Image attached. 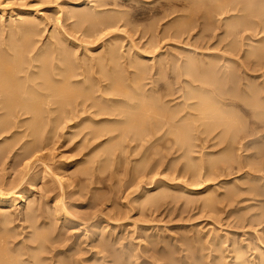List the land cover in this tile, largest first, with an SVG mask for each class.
Masks as SVG:
<instances>
[{"label":"rangeland","instance_id":"374dc122","mask_svg":"<svg viewBox=\"0 0 264 264\" xmlns=\"http://www.w3.org/2000/svg\"><path fill=\"white\" fill-rule=\"evenodd\" d=\"M86 1L85 0H75V1L74 0H72V1L71 0H0V7H3V6L7 7V10L5 12L6 14L4 13V19H5L4 21L7 24L8 23L11 24V22L14 21V20H12L13 18L11 17L10 12H9L11 10H16V9L28 10L29 9V11L32 12L33 17L37 16V18H35L36 19L35 21L38 24H41L40 25L41 28L43 26L45 27V28L43 27V30H42L43 35H41V38H39L41 43L38 44V46L39 45L43 46L44 44L46 45L48 43V41L52 40L53 37H55V38H53L54 41H55V39H57L56 37L58 35H59V39H60V37H61L60 32L64 31L68 27H69L68 28L69 34H72L73 32H75L74 29L76 28V26L78 29H80L78 27V25H76L77 19L75 20V17H74V19L72 18L71 20L70 19L67 20L66 18H64L65 15H63V13L61 12L62 11L61 9H64L63 7L65 5H68L69 10L74 11V9H75V11H77L76 8L79 7L80 9L82 8L84 11V10H87L91 4L94 5L93 1H98V0H91V1L88 0L87 2ZM116 1L117 2H113V1L108 2L109 5L106 4V6H107L106 8L108 9L107 13L110 14L111 10H112L111 14L115 13L116 11L118 13H120V12L123 13V11H124V13L128 12L130 14H128L127 19H130V21L127 20L128 24H123L124 22L118 24L117 27H114V29L116 28L115 31H112V30H114L113 28H110L111 31L107 30L106 34L104 31L103 32L104 36H101L102 38L99 35H98L99 38H97V37H96L97 39L94 38L95 40L93 39V37L91 39H88L85 37L84 42H87V40H88L89 43H91V44L93 43L92 45L89 44L91 49H92V52H90L88 54L89 56H94V55L98 56L97 53L101 54L102 51L104 52L107 49L106 46L108 44L113 43L115 45V41H116L117 46L120 44L119 45V46H121L120 50L123 51V54L125 53L124 55L127 56V58H129V56L131 55L130 53L131 52L133 53V51H134V48H133V50L131 49L132 48L131 44H135L136 48L139 50L141 48V50L143 49V51H145V52H150V54L152 56H156L157 58H159V56H160L164 62H165L164 59H166L168 57H171L170 59H172V57H173L171 62L173 60H175L174 57H176V55H174V54H177V57H178V55L179 56L181 55L180 57H183V56L185 57V56H187L185 54L188 52L187 54L189 56L190 50H195L197 53L199 52V54L205 50L206 54L207 53L216 54L218 52L217 53L218 55L221 54V55H225V56H230L226 53L227 48H229L226 46H228L227 44L229 43V41L233 40L234 42H237L236 44H239V48L241 47V52H239V54L234 53L233 56H230L232 58V60L233 61L237 60V62H238L240 59V60L246 61V63L251 62V64L248 63L249 65H251L250 71L255 70V69H253V68H255L254 64H253L255 62L253 61V58L250 57V55H247V54H250L247 52L252 51L251 49L253 47H256L255 45H257L258 48L260 46H262V47L264 46V8L263 7H261V8H263V10L262 9L259 10L261 13L258 12L257 15L255 12V9L252 8V9H254L253 10V12H254L253 16L251 15L253 13L251 11V9H250V11L252 13L250 11H245V12L249 13L248 15H246L247 13L244 14L245 16L241 15V14L245 13L242 10L241 11H238V10L232 11L229 13L219 14L216 16L214 13H212L214 15L210 14V16H213L214 18L212 19L210 17L213 20V22L211 21V28L209 30L210 33L208 31L207 33L205 32V34H204L200 31H201L202 27H204L205 25H202V26H200V25L203 24V22H205L204 24H206L207 22L210 23V21L205 19L206 18L205 15H204V19L199 20V18H200V16H201V18L203 17L202 14H205V12H203L205 7L208 8V6H209L208 10L209 11L211 10L210 9L211 8V6H210L211 1H209L210 3L207 4L208 0H206V3H204L205 2L204 0H203V2H199L200 0H196V2L201 3V4L198 3L200 5V7L199 6L196 7L197 3L195 2V0H194V2H193V0H192V2L188 0V2H187L188 5L186 2H184V3L178 2V4L174 8L177 11H179V13L178 12L175 13L174 14L175 16L172 15V16H170L169 19L164 18V20L166 19V21H164L163 19L160 20L159 22H161L162 24L160 23L161 26H159L160 27L159 29L154 30V31H156V33L154 31H152V33L149 32V33L145 34V32L148 31L147 30L148 26L153 27L152 26L153 22H154L155 27H157V25L155 24L156 23L155 19H159L156 16L153 17L155 19L152 18V15H151L152 14L151 13L152 5L151 6L145 5L142 2L141 3L136 2V0H134V2L131 0H116ZM162 1H165V0H162ZM68 2L70 3V5L67 4ZM78 2H79V6L75 7V5ZM90 2H91V4H90ZM219 2H220V0H219ZM114 3L116 4V6ZM180 3H182V4L180 5ZM190 3L191 4L196 3L194 5V7H196V8H194L192 6L193 4L191 5ZM203 3L206 4L205 7H202V6H204ZM87 4H89V6ZM183 4H185V5H183ZM23 6H25V7H23ZM189 6H192L193 9L192 10L189 9L190 8ZM263 6H264V3H263ZM66 7L67 6H65V8ZM72 7H74V8H72ZM106 8L102 7L101 9H106ZM205 10H207V9H205ZM78 11H80V10H78ZM184 12H190V13L194 12L193 14H195L197 12L198 13L201 12V13H199L198 17H197L198 13L195 14L196 18L198 19L196 24L200 23V25L198 24V26H197L198 28L196 27L197 28V29H195L196 31H193V34L191 36H187V38L189 37L188 39H189L190 44L187 42V38L185 35L182 39V42L183 41L186 42L185 44L182 43L181 40L178 41L177 39H176V41H178L177 43L175 42V40L174 41L170 40V42H168L169 41L168 40V41H165L159 49L156 50V48H155L154 50L156 52L154 50H153L154 52H152L153 48L150 47L151 45L149 44V42H151L153 39H155L157 34H160L159 32L162 29L166 28L165 24L167 22L170 23L171 18L178 19L176 16L179 15L178 17H180V16H182L181 14H183ZM132 14L134 15V18H133ZM259 14H260V16H259ZM249 15L252 16V18ZM1 16H3V15L0 14V18H1ZM23 16H25V15H23ZM159 16L161 17L162 14H160ZM243 16L245 18H246V16H247V18L250 17L249 19L251 21L250 20H247V21H250V23H251L250 27L252 29H250V27H249V28H246V30H245V29H243L245 27H243L242 28L243 30H242L239 27L241 30L238 29V31L240 30L239 33L236 31L238 34L235 32V34H236L235 36L233 35L234 33L233 34L230 33L232 35H229L228 33L231 32V29H228V26L231 23L235 22L239 17H240V19H243ZM228 17H229V19H228ZM235 18H236V20H235ZM37 19H39V21ZM59 19H61L60 22L58 21ZM176 19H175V21H176ZM179 19H181V18H179ZM202 20H204V21H202ZM73 21H76V23H75V25L73 24V26H72ZM173 21L174 20L172 19L171 22H173ZM252 21H254V24H252L253 23ZM39 22H41V23H39ZM163 22L164 23L166 22V23L164 24ZM129 23H131V24H129ZM163 24H164V28H162ZM212 24H214V26ZM207 25H208V23H207ZM252 25H254V26H252ZM129 26H131V27L129 28ZM71 27L72 28L74 27V29H71V30H74L72 32L70 30ZM132 27H133V29H132L133 31L131 30ZM145 27H147L146 30H144ZM136 28H137V30H136ZM142 29H143V31H142ZM212 30H214V31H212ZM127 31H129V32H127ZM57 32H58V34H57ZM79 32L80 31L76 32L77 34L73 33L74 36L73 35H71V36L75 37V39L79 38L80 40L78 39V41H79L78 43H84V42H82V38L84 36L81 34V32L80 33ZM199 32H200V34L202 33L201 36L204 35L205 37L204 36L201 37ZM161 33H162V31H161ZM153 34H155L156 36ZM101 35H103V34H101ZM150 35H151V37H150ZM130 36H131V38H130ZM211 37H212V39H211ZM112 39H113V42L111 41ZM185 39H186V41H185ZM196 40H198V41H196ZM209 40H211V41H209ZM261 41L263 42V44ZM117 42H118V44H117ZM238 42H240V43H238ZM174 43H175V46H174ZM191 43L193 44V46ZM82 45L85 46V45H88V43H84ZM250 45H252V47ZM84 46H81L79 49H77V50H79V52L77 53L78 57L81 56V54H82V56L85 55L83 53L84 52L83 50L85 49ZM179 46H181V47H179ZM104 47H106V48H104ZM182 47L184 48V50L182 49ZM170 48H173V49H170ZM178 48H180V49L178 50ZM174 49L175 50L177 49L181 53L183 51H185V52L182 53L183 55L178 54L177 50L175 53ZM126 52H127V54H126ZM166 54L167 55L170 54V55H168V57L165 58V56H167ZM157 58H156V60H157ZM159 60H160V58H159ZM159 60H157L156 62L159 63ZM162 60H160V61H162ZM167 60H169V58ZM247 60H249V61H247ZM251 60L253 61V63ZM148 61L149 62H147V63H150L151 60H148ZM151 63H152V61H151ZM235 64L237 65V63H235ZM235 64H233V62H231L229 65H231V67H233V69L234 68L237 69L235 67L236 66ZM221 65H223V62H221ZM256 68H258V67L256 66ZM259 70L260 69L258 68V70L254 71L256 73H252L253 72L252 71L250 73V76H247L245 73L242 72V71H244V68H241V70L238 69L239 73H241L240 74L241 76H247L246 77L247 80H246V78L243 77L244 78L243 82H246L249 79H251L252 81L254 80L253 82L255 83V81L257 82V79H258V81L260 83L257 82L255 84L257 86H258V84H261V86L264 87V68H262L260 71ZM105 71H107V69ZM251 74L254 75L253 77H255V78L257 77V79L251 78V76H252ZM156 76H158V75H156ZM171 76L169 77L170 80L168 78V81L173 80L171 82H174L173 74ZM248 77H250V78H248ZM184 80L186 81V79L183 78L182 82H184ZM251 80L249 82H252ZM177 86L178 85H175V86L173 85V87H175V88H177ZM259 86H258V88L261 87V86L260 87ZM149 87L150 86H147L146 89H148ZM261 92L262 93L264 92L263 88H262ZM261 92H260V94L263 96L264 94H262ZM258 98H259L258 99L259 105H260V103L262 105H264L262 103L264 101V98L263 99L260 97H258ZM172 99H176L175 101L173 100V102H171L172 105L174 104L173 109H175V105L179 101H181V99L178 100V98H176L175 96H174V98L172 97ZM261 100H262V102H261ZM256 101H257V99H256ZM175 102H176V104H175ZM257 104L255 102L254 106H256V108H260L259 105L257 107ZM172 105H170V106H172ZM222 106L224 107V109L226 111L229 110L231 112H234L239 117L238 120L240 119L241 122L245 118V120H243V122H242V123H244L243 124L244 127L248 126V127H252V128L253 127L258 128V131L256 132L255 135H253V137L251 139L248 138L244 141V143H245L247 140L250 139V141L252 142V140L256 139L255 142L253 141L254 144L252 143V145H250V147H249L250 149H248L249 151L248 150L246 151L245 150L246 148L240 149V147H239V149H237L235 153L237 156L236 161L238 162L240 160L239 161L240 163L239 162L237 163L235 161L234 162L235 164H232L233 166L231 165V167L229 165H227L226 163L223 164L221 162L219 165L217 164L216 166H214L212 168L213 170L212 169L210 170V167L212 166V165H210V163H213L215 161H221L223 159V157H225L227 154L225 151L226 144H223L224 142L222 140H220L221 139V135L219 134L220 130L219 131L217 130L219 132V133L217 132L218 134L215 132L212 136H210L209 138H206L207 140H204V141L201 139L196 140L197 144L193 140L192 141L193 145L189 146L191 151L186 150L188 152V154H185V153H187L185 150L183 152H182V150L178 151V153L180 152L178 154L177 150L175 148H174V150H173V147L171 148L170 145H172V143H170V145H169V143L167 144V143H164V141H163V142H161L162 144L160 143L161 145L159 144L160 146H158V144H156V146L159 147L158 149L162 148L161 151L158 150V152L156 154H153L157 150L156 147L154 148L155 145L153 146V148L151 147L153 152L150 150L151 153L149 152L148 158H147V155L145 154V151H144L143 155L146 156V160H144L145 157L142 156L141 153H143L142 152L143 149L145 150V148L149 144L145 143L144 145H146V147L145 146L143 147V145H141L142 143H140V142H136V143L132 142V145H130L128 148L129 150L126 149L127 145H128L127 143H125V148H123L124 144H122L123 147H121V149L118 148L115 151V156L112 155L113 160H111L112 156H108V155H105L103 153L108 149L107 147H109L111 145L110 141H109L110 139L108 136H107L108 138L106 137V139H105V137H102L104 139H101V140L98 139V140H96V142L94 140L89 139L88 137L86 138V136L83 137L84 133H86L88 130H90V129L85 128L86 126L89 127L90 124H92L90 122L85 123V125L87 124L84 127L86 130L82 129L83 127H81V126L75 127L76 129L72 128V130H68V128L66 129L62 124H59V126L57 127V125H58L57 124V125H55V128L57 127L56 130H58V131L55 133L54 132V131H56L55 128L53 131L54 134H56V135L59 134L56 137V139H55L56 135L54 136L53 132L51 134H53V137L55 140H52L53 137H51L52 135L50 136V133H48V134L45 133L44 137H46V134H47V136L48 137L50 136L52 139L50 140V138H49L48 140H45L48 137L43 138L42 141H41V139H40V141L38 139L39 142H37V140H32V139H36L37 137L33 133H32L33 136L30 134L31 132L28 130L29 127L26 128L27 126H29V124H28L29 122H27V124H24L25 127L23 129H22V127L19 128V130L13 129V131H11L10 134H8V135L3 134V136H0V146H1L0 150H1L2 146L5 145V142H7V141H10V143L7 142L5 146L15 142V140H16L15 143L17 145V146L16 145L14 146L15 149H14V147H12L13 151L11 150L10 155H7L9 157L8 158L6 157L7 159L5 158L4 161L2 160V158L0 156V159H1V161H0V182L3 184L2 185L0 183L2 185L0 187L4 190H7L5 188H8L9 186H12V188H14V186L12 184L14 183V185L16 186L23 179V182H22L23 185L21 184L17 188L10 190V191H14L15 194L18 192H21V191H22L21 193L24 192V194H26V197L29 198L28 202L30 203V205L36 206L35 215L37 217H36V219L33 218L34 220L33 219L32 220L34 222L36 220L35 223H37V224L41 222L40 223L41 224L40 229L44 226L43 228H46L47 230H49V232L52 233V235L49 234V238H51L52 236L53 237L57 236L58 239L61 238L60 240H62L64 238V240H62V241L65 244H72V242H74V244L72 245L71 248H73L74 251L75 250L78 251V253L77 252L75 253L74 251H72V252L70 251L69 254H70V258H72L71 256L73 255V253L75 254V257H77V258H75L74 255H73L72 260L70 258L69 259L67 258V262H70V260H71L72 263L74 261L73 264H75V262H76L75 259H77V260L80 259L78 261V263L76 262L77 264H92L93 261H94L93 264L94 263L98 264L99 260L104 258V257H102L103 254L107 255L105 257H108V259H109L108 260L107 258H105V259L100 260V262H102L104 260L103 261L104 264L106 262H107V264H110L111 262H112V264H117L118 261H121V260H124V261L127 260L128 264H129V262H131L132 264H135V263L136 264H145V263L146 264H179V263H181V264H188V263L192 264L193 262L195 263V261L198 259L197 257H199V259H201L200 262L205 261L204 263L202 262V264H205L206 262H207L206 264H213V263L216 264V262L220 261L221 258L223 260V262L220 261V262H222L221 264H225V263L226 264H228V263L229 264H238V263L239 264H242V263L243 264H258V263L262 264L264 262V155L258 154L257 147L262 146V143H264L263 124L260 122L259 119H255L256 116H254L253 111H250V113H249V112H244L240 108H237V107H233V106H229V105H226V107H225V105H222ZM250 117H252V118H250ZM25 118H27V121L30 120L29 116H25ZM28 118H29V120H28ZM255 122H256V124H255ZM257 123L260 125H257ZM62 126H63V128H62ZM82 126H84V125H82ZM91 126H93V128H91V129H94L96 125H91ZM79 128H80V130H79ZM63 129H64V132L62 131ZM81 129L85 130L83 132V134H81L82 133ZM65 130L68 131V133H65L66 132ZM78 130L80 131V133ZM69 131L72 132L71 135H69L71 133V132L69 133ZM14 132L19 134V135L16 134L18 136V138L15 135L11 137V135ZM74 132L79 133L80 136H78L79 134H77V136H76ZM258 132H259V134H258ZM61 133H63L64 135ZM26 134H28V135L30 134L29 136H32V138L29 137L28 135H27V137H24V136H26ZM70 136L74 137V138L76 137V138L75 139L73 138L72 140H70L71 139ZM82 137L87 139V140L83 139ZM5 138H7V139L9 138V139L5 140ZM10 138H11V140H10ZM14 138H15V140H14ZM202 138H204V137H202ZM18 140L21 144L17 142ZM21 140H22V142H21ZM43 140H45V142ZM106 140H108L109 142ZM31 141H34V142H31ZM90 141L92 144L94 143V145H92L91 143L88 144ZM112 141L113 140H111V142ZM199 141H202V142L200 143ZM40 142H43L44 145ZM84 142L86 143V146L84 145L85 147L81 146V145H83ZM100 143H101V145H100ZM108 143H109V145H108ZM133 143H135V144L139 143L137 145L136 150L137 151L140 150L141 153L139 151L137 153V151L135 150V147H133V145L134 146H136V145ZM40 144H42V145H40ZM194 144L196 146H194ZM29 145H31V146L29 147ZM34 145L42 147L43 149L40 148L41 150L39 149V151H37L35 153V156H34V154L28 155L30 152V149L32 147H34ZM162 145H164V147H170L171 149L167 148V149H165L166 151L164 152ZM26 146H28V147L26 148ZM62 146H64V148H65L64 149L65 154H62L64 157L61 155V152L63 150ZM78 146L80 148L82 147L81 150L84 149L83 150L84 152L82 151L83 153H81V151L79 150L80 148H78L81 155H79L80 154L79 153L77 156L76 152H79L77 150ZM197 146L199 147V149ZM20 147L24 148V149L20 150L21 149ZM131 147H132L133 151L135 150L134 153H132L133 151L130 150ZM192 147H193V150H192ZM25 148H26V152L24 153L23 150L25 151ZM101 149H102V151H100ZM17 150L20 153H18ZM122 150H124V151H122ZM127 150H128V152H127ZM125 151H126V153H124ZM21 152H23V154H21ZM116 152L119 153L120 156ZM217 152H219V154ZM15 153H17V154H15ZM98 153H101V154H98ZM102 153L104 155H102ZM135 153H136V155H135ZM158 153H160L159 156H161V158H162L161 160H160V158L158 159V157H159ZM162 153H164V154H162ZM182 153H184L185 156H187V155L188 156L183 157L184 154L182 156L181 155ZM20 154L22 156L24 155V157H22ZM88 154H90V155L88 156ZM152 154L155 156V158L153 160H151V158H153ZM27 155L30 156L31 158L27 157ZM162 155H165V156L167 155L166 156L167 158H165V156H163L164 157L163 158ZM180 155H181V157H180ZM220 155H221V157H220ZM42 156H43V158H42ZM65 156H66V159H65ZM102 156H103L104 160H102L103 159ZM260 156H262L263 158ZM16 157H18V158L16 159ZM70 157H72V158L70 159ZM107 157H109V158H107ZM199 157H201V158H199ZM26 158H28V159H26ZM84 158H86L88 160H86ZM114 158H115V160H114ZM118 158H119V160H118ZM105 159H108L109 163ZM157 159L160 161H157ZM78 160L80 161V169H81V167L83 168V166L87 162V165H85V166L90 167L92 165L93 167L92 166L91 167L93 169H91V168H89V169L92 170L91 173L92 174L94 173V174L93 175L91 174L92 176L88 175V174H86V175L84 174L85 177L84 176L82 177V175H81L78 178H76L74 176L75 172H76V170L77 171L80 170V169H78L79 166L75 165V162ZM85 160H86V162H85ZM116 160H118V161H116ZM90 161H91V163H90ZM104 161H105V163H104ZM81 162H85V163H83V165H81ZM191 162H192V164H191ZM204 162L207 164H205ZM248 162H250V164H248ZM62 163L63 164L72 163V164L69 166L67 165V167H65V169H63V167H61ZM155 163L157 164V166L155 165ZM161 163H163V164L160 165ZM203 163L208 168L205 167L206 169H204ZM252 163L257 168V171H255L256 168L254 166L252 167V165H251ZM93 164H95V165H93ZM101 164L103 167H104V165L107 166L106 170H105V167L103 168L101 166ZM149 164H151V165H149ZM183 164H186V165L188 164L189 166L192 165L193 167H194V165H197L194 168H197V167H199V165H202L200 167H203V169H201V171H203V172H200V174H201V175L199 174L200 177L196 174V173H198V171L196 173L195 172L191 173L192 171H190V170L187 171L185 169L186 171L184 170L185 171V173H184L183 172L184 168H181V167L186 166V165H183ZM174 165H176V166H174ZM135 166L139 169H137ZM146 166H147V168H146ZM60 167H61V169H60ZM141 167H142V169H141ZM143 167H145V168H143ZM217 167H218V171H217ZM219 167H222V168H219ZM151 168L153 169V172L150 171ZM214 168L216 170H214ZM62 169L64 171H66V169H67V172L65 173ZM134 169H135V171H134ZM221 169H224L225 171L221 170ZM251 169H253L254 171H250ZM145 170H146L147 174L145 173ZM175 170H178L179 173H178V171L176 172ZM199 170H200V168H199ZM208 170H210V176L207 175V173H209ZM140 171H142L143 173ZM189 171H190V174H188ZM182 172L185 174V176H184V174H182ZM211 172L213 173V175ZM247 173H250V174H247ZM89 174H90V172H89ZM20 175L22 176L21 180L19 178ZM77 175L78 174L76 173V176ZM181 175H183V176H181ZM191 175L192 176L194 175V177L192 178ZM72 176H74V180H73ZM207 176H209V178ZM71 177H72V179H71ZM59 179H60V181H59ZM80 179H82V180H80ZM13 180L16 182L18 180L19 181L17 184H15V182ZM67 180H69V182H70V180L71 181L73 180V181L70 184ZM78 180H79V182H78ZM205 180H206V183H205ZM203 181L205 184L204 183L202 184ZM252 181L253 182L255 181V185H257V186H255V188L253 186V188L255 190L257 187V189H258V190L256 189L257 191L255 190L253 192L252 187H250L251 185H254V183L251 184ZM5 183H6V185H5ZM160 183H161V185H160ZM165 183L170 184V185H165ZM7 184H8V187H7ZM9 184H11V185H9ZM187 184H188V186H187ZM176 185L182 186V188L179 186H177V188H176ZM210 185H212L213 187L210 189L207 188V189H209V191H208L205 187L210 186ZM162 186H164V187L169 186L168 187L169 189L167 187L164 188ZM214 187H215V189H214ZM248 187H250L251 189ZM10 188L11 187H9L8 189H10ZM65 188H66V190H65ZM150 188H151L150 193L151 194L153 193L152 194L153 196H155V194H156V196L159 195L158 191L163 190L162 192H167V193L172 192L171 193L172 195H170V194L169 195L170 196L174 195V197H172V198L167 197L168 199L170 198L172 200H167V198H166L165 200H162L158 204H156L157 206L156 205L153 206L152 210H151V207H148L149 205L147 204L149 198L141 199L144 196V194H145L144 192L146 191V189H150ZM164 189L168 190V191H165ZM171 189H172V191H171ZM169 190L171 192H169ZM151 191H153V192H151ZM215 192L217 193V196H216ZM233 192L234 193L236 192V195ZM213 193H215V194L213 195ZM175 195H176V197H175ZM211 195L214 196L213 199L215 200L214 201V204H216L215 207H214V204L209 205L207 203L208 200H206V199L212 198ZM208 196H209V198H208ZM135 197H137V198H135ZM215 197H216L218 202L216 201ZM223 197H224V199H223ZM232 197H233V199H232ZM226 198H229V199H226ZM17 199H18L17 202H19L20 199L19 198H17ZM136 199H138L137 203L135 201ZM139 199L141 200V202L139 201ZM31 202H32V204H31ZM161 202L163 204H161ZM231 202H233V203H231ZM56 203L59 205H62L61 206L62 209L59 207V205H56ZM146 205H147V207H145ZM19 206L18 207L17 206L12 207V212H10V215L12 216V222L13 223L11 222V223H9L10 225L9 224L7 225V227L10 226L9 229L11 231L15 232L16 234H18V233L20 234V235H17V238L20 237V239L18 238V240H17L18 242L23 240L24 236H28V237L31 236V235H26L27 233L28 234L29 233L34 234V231H37L39 229L38 228L39 225H36L34 222H32V220H30L31 218L26 219L23 217L22 214L23 213L25 214V212L27 210V208L25 206V202H21ZM261 207H263V208H261ZM3 209H5V208H2L0 206V212L4 211ZM51 210L55 214H53ZM43 212H44V214H43ZM40 213H41L40 218H38V215ZM35 215H34V217H35ZM57 215H59V216H57ZM16 216L18 218H16ZM13 218H16V219H13ZM43 218H44V221H42ZM67 219H68V221L66 223L65 221ZM14 220H15V222H14ZM26 220L30 221L31 225L33 224V225L37 226V227H34V229L35 228H38V229L34 230L33 227L30 226L29 222H26ZM46 220L49 222H47ZM54 221H55V223H54ZM46 222L48 224H46V227H45ZM49 228L50 229L52 228L51 231ZM60 231H61V233H59ZM65 235L67 236V238ZM104 236H105V238H104ZM201 238H202V240L204 239L203 240L204 243H202ZM106 240H108L109 242ZM192 241L195 242L198 245V247L195 243H192ZM101 242H102L103 246L106 245V247H105L106 251H104L105 253L99 252V251H101V252L103 251V250L99 249V248H101ZM78 243H80V244H78ZM106 243H108L109 246ZM75 246H77V247H75ZM97 246H99V247L97 248ZM164 246H165V248H164ZM192 246H195V247H192ZM217 246H219L220 249H219V247L217 248ZM59 247H61V248H59V250L64 249V246H59ZM166 247H168V248H166ZM79 248H80V250H79ZM102 248H104V247H102ZM216 248L222 252L219 254V252H218V250H216ZM107 249H108V251H107ZM131 249L132 250L134 249L135 252H133ZM162 249L164 250V252ZM170 249H172V251ZM81 251H82V253H81ZM128 251H132L131 254L129 255V256H131L130 258L128 256V254L130 252L127 253ZM173 251H176V253L175 254L171 253ZM195 251H198V252H195ZM79 252H80V254H79ZM165 252L171 253V256H173L171 259H173V260L177 259V258H178L177 261L180 260L181 258L182 259L180 262L178 261V263L176 260H174V261L172 260V261H170V263H168V261H169L168 259H167V262H165L164 260L166 259L165 258L166 256H163V254H165ZM118 253H120V256ZM135 253H136V256H135ZM160 253H163L161 255V257H160ZM196 253H198L199 255L198 254L196 255ZM94 254H95L96 258L92 257V256H94ZM153 254H155V255H153ZM44 255L49 256V255H47V253L46 254L44 253ZM117 255H118V257H117ZM132 255H134V256H132ZM156 255L160 258V259L158 258L159 260L156 259L157 258ZM205 255H208V256H206V258H204ZM212 255H214V256H212ZM155 256H156V258H155ZM217 256L219 258L220 257L221 258L219 259ZM59 257H61V256H59ZM59 257H58V259L62 260V257L61 258H59ZM116 257H117V259L120 257L121 260L118 259V261L117 260L115 261ZM134 257H137V258H134ZM162 257H164V258H162ZM185 257L188 259V261ZM215 257H216V259H215ZM128 258L129 259L132 258V260L130 261ZM112 259H113V261H112ZM194 259H196V260H194ZM212 259H215V261H213ZM185 261L188 263H185ZM172 262H175V263H172ZM121 263H122V261H121ZM121 263L119 262V264H121ZM195 264H197V262Z\"/></svg>","mask_w":264,"mask_h":264},{"label":"bare ground","instance_id":"6f19581e","mask_svg":"<svg viewBox=\"0 0 264 264\" xmlns=\"http://www.w3.org/2000/svg\"><path fill=\"white\" fill-rule=\"evenodd\" d=\"M89 1H91V0H89ZM110 1L117 2L116 0L93 1L94 5L91 4V2H90L91 5L89 6V4H87L89 7L87 10H84V11L82 8H81L82 9L81 10L78 7L79 6V2H78L76 4L77 6L75 5V7L79 8V9L76 8L77 11H75V9H74V11L69 10L68 5H65L67 7L65 8V6L64 7L62 6L64 9H61L62 10L61 12L63 13V15H65L64 18H66L67 20H69V19L71 20L72 18L74 19V17H75V20L77 19V23H76V21H73L72 26H73V24L75 25V23H76V25H78V27L80 29H78L77 26H76L77 29L76 28L74 29V27H75L74 26L73 28L71 27L70 30L74 29L75 32H73V33L80 31L81 34L84 36L82 38V42H84L85 37L88 39H91L92 37H93V39L96 37L99 38L98 35L100 37L104 36V33H103L104 31L106 34L107 30L111 31L110 28L114 29V27H117L118 24H120L122 22H124L123 24H128V21H130V19H127L128 14H130L128 12L124 13V11H123V13L122 12L118 13L115 10L116 12L114 11L115 13L111 14L112 13V10H111V13L108 14L107 13L108 9L106 8L107 7L106 4L109 5L108 2H110ZM131 1L134 2V0H131ZM189 1L192 2V0H189ZM204 1H205L204 3H206V0H204ZM209 1H211V3ZM136 2H139V3L142 2L145 5H150V6L152 5V7H151L152 18L155 16L159 18V19L153 18V19H155V22H156L155 24L157 25V27H155L154 22H153V25H152L153 27L148 26V29H147L148 31H146V32L144 31L145 34H147L149 32L152 33V31L160 28L159 27V26H161L160 25L161 22H159L160 20H162V19L164 20V18L169 19L170 16L174 15L177 12L179 13V11H177L174 8L178 4V2H182V3L186 2L187 3L188 0H165V1H162V0H136ZM193 2H194V0H193ZM195 2H196V0H195ZM199 2H203V0L202 1L200 0ZM199 2H196V3L198 4ZM182 3H180V5ZM196 3H194V4L192 3L193 5L191 3L190 4L194 7V5ZM204 3H203L204 6H202V7H205L206 4H204ZM209 3L211 4L210 5L211 10L210 11L208 10L209 6H208V8L205 7L204 10L207 9L208 11L203 10V12H205V14H202L203 17L201 18V16H200L199 20L204 19V15H205V17H206L205 19L210 21V23L207 21L206 22L208 23V25H207V23L204 24L205 22H203V24H201V25H200V23H198L200 26L205 25L204 27H202L201 31L199 30L200 32H202L204 34H205V32L207 33L211 28V21L213 22L212 19L214 18L213 16H210V14H212V13H214L216 16L219 14L229 13V12L237 11V10L238 11L242 10L243 12H245V11H250V9H251V11L253 12V10L255 9V12L257 15L258 12L261 13L259 10H261V9L263 10V8H264V6H263L264 0H220V2H219V0H208L207 4H209ZM67 4L70 5L69 2ZM197 4H196V7L197 6L200 7L199 4H201V3H199L198 5ZM183 5H185V4H183ZM187 5H188V3H187ZM115 6H116V4H115ZM192 6H189L190 7L189 9L192 10L193 9ZM23 7H25V6H23ZM102 7L106 8V9H101ZM196 7H194V8H196ZM261 7H263V8H261ZM72 8H74V7H72ZM252 8H254V9H252ZM6 10H7L6 6L0 7V14L3 15L0 18V136H3V134H6V135L10 134L11 131H13V129L19 130V128H21V127L23 129L25 127L24 124H27V122H29L28 123L29 126H27L26 128L29 127L28 130L31 132L30 134L32 135V133H33L37 137L36 139H32V140H37V142H39L40 139L42 141L43 138H47L48 133H50V136L52 135L51 137H53L54 132L56 133L58 131L56 129L59 126V124H62L66 129L68 128V130H72V128L81 126V127H83L82 129H85V128L90 129L86 133H84L83 137L86 136V138L88 137L89 139L94 140L95 142L98 139L99 140L104 139L102 137H105V139L107 136L109 137V139H110L109 141H110L111 145L109 147H107L108 149L105 147L107 149L105 152H103L105 155H108V156L114 155L115 156V151L118 148L121 149V147H123L122 144H124L123 148H125V143H127L128 145H127L126 149H128L129 146L132 145V142H135V143L140 142V143H142L141 145H143V147L144 146L146 147V145H144L145 143L149 144V145L147 144L148 146L145 148V150L143 149V151H142L143 153H141L140 150H138L142 154V156H144L143 154L145 151V154L147 155V158H148L149 152L151 153L154 145H155L154 148L156 147L157 150L153 154H156L158 152V150L161 151L162 148L158 149L159 147H157L156 144H158V146H160L162 144L161 142H163V141H164V143H167V144L169 143V145H170V143H172V145H170L171 148L173 147V150L175 148L177 150V153H178V151H180V150H182V152L184 150L185 151L190 150L189 146L193 145L192 144L193 140L195 141V143L197 142L196 140H199V139H201L203 141L207 140L206 138H209L215 132L217 133L220 130V133L218 132L221 135L220 140H222L224 142V143L222 142L223 144H226L225 151L227 154L225 157H223V159L221 161H215L213 163H210V165H212L211 167L209 166L210 170H211L214 166H216L217 164L219 165L221 162L223 164L226 163L230 167L232 164H235L234 162L237 160L236 159L237 156L235 153L236 150L239 149V147H240V149L246 148L245 149L246 151L248 149H250L249 148L250 145H252L253 141L255 142V140H256V139L252 140V142H251L250 139L258 131V128H254V127L252 128V127H248V126L244 127V125H243L244 123H242V122H243V120H245V118L241 122L240 119L238 120L239 117L234 112H231L229 110L226 111L222 105H225V107H226V105L237 107V108H240L242 111L249 112V113H250V111H253L254 116H256L255 119H259L260 122L263 124V128H264V105H262L261 103L259 105V102H258V99H259L258 97L262 98L264 96V95L262 96L260 94V92L262 91V88L264 89V87L261 86V84H258V86L259 85L261 86V87L259 86L261 89L258 88V86L255 83H257L259 81H258L257 77L256 78L253 77L254 76L253 74H251L252 75L251 78L257 79V82L255 81V83H254L253 82L254 80L252 81L251 79H249L246 82H243L244 78H246L247 76H250V73L252 71H253L252 73H256L254 71L258 70V68L260 70L262 68H264V46L263 47L260 46L261 48L260 47L258 48V46L255 45L257 48L253 47L251 49L252 51L247 52V53H250L247 55H250V57H252L253 61L255 62V63H253V61L251 60L252 63L254 64V67H255V68L252 67L253 69H255V70L251 69L252 71H250L251 65H249V64H251V62H248L249 63L248 64V63H246V61L239 59V61H238L239 63H238L237 60L233 61L232 58L230 57V56H233L234 53L239 54V52H241V47L239 48V44H236L237 42H234L232 39L231 40L234 43L232 41H229L230 44L228 43L227 44L228 46H226V47H229V48H227L226 53L230 56H225V55H221V54L218 55L217 51H216L217 52L216 54H213V53H207L206 54L205 50L203 51L204 53L201 52L200 54H199V52L197 53L195 50H190L189 56H188V54H187L188 53L187 51L189 50L188 49L186 51L187 53L186 54L184 53L185 55H187L185 57L184 56L180 57L181 55L180 56L178 55V57H177V54H174V55H176V57H174L175 60H173L172 62H171V60L173 59V57H172V59H170L171 57H168V55H170V54H168V55L166 54L167 56H165V58L168 57L169 60H167L168 58H166V59H164L165 62L159 56L160 60H162L164 62L163 63L156 56H152L150 54V52H145V51H143V49L141 50V48H140V50L137 49L135 44H131L132 45L131 49L133 50V48H134V51L132 53L131 52L132 50H131L130 51L131 53L129 52L131 55L129 56V58H127V56L124 55L125 53L123 54V51L120 50V47H121V46H119L120 44L118 46L116 45V41H115V45L113 43L108 44L106 46L107 49L104 52L102 51L101 54L97 53L98 56H95L94 54H93L94 56H89L88 54L90 52H92L90 45H92L93 43L92 44L89 43L87 39H86L87 42H84V43H88V45L84 46V45H82L84 43H78L79 38L75 39V37H73L74 36L73 33L69 34V29H68L69 27L67 28L68 30L65 29L64 31L60 32V34H61L60 39H59V35L56 37L58 40L55 39V41L53 39L55 37H53V38L51 37L53 41L49 39L50 41H48V43L46 45L45 44L43 46L39 45L40 46L39 47L38 44L41 43L39 38H41V35H43L42 30H43L44 26L42 25L43 27L41 28L40 27L41 24H38L35 21L36 20L35 18H37V16L33 17L32 12L29 11V9L28 10H26V9L11 10L9 12H10L11 17L13 18L12 20H14V21L11 22V24H9V23L7 24L4 21L5 20L4 19V13L6 12ZM78 10H80V11H78ZM194 12H192V13L184 12L183 14H181L182 16H180V17H178L179 15L176 16L178 19L179 18H181V19L178 20L175 18L176 19V21H175L174 18H171L170 23L165 22L166 23L165 24L163 22L165 24L166 28H164V24H163L162 28H164V29L161 30L162 33L160 31L159 32L160 34H157V36L155 34H153L156 37L152 41L150 40L151 42H149V44L151 45L150 47L153 48L152 52L155 51L154 50L155 48H156V50L159 49L165 41L169 40L168 42H170V40L171 41L175 40V42L177 43L180 40L182 42V39L185 35H186V38H187V36H191L193 34V31H196L195 29L198 28L197 27L198 24H196L198 19L195 16V14H197L198 12L193 14ZM199 13H201V12H199ZM199 13L197 14V17L199 16ZM246 13L247 12H245L241 15H244ZM160 14H162L161 17L159 16ZM214 14H212V15H214ZM248 14L249 13H247L246 15H248ZM253 14H254V12L251 15L253 16ZM23 15H25V16H23ZM244 16H243V19H240V17H239L237 19L238 21L235 18L236 21L231 23L228 26V29H231V32L228 33L229 35H232L234 33L233 35L235 36L236 31L239 33L243 27H245V28H243L245 30H246V28L250 27V24H251L250 21L251 20L249 18L250 17L252 18V16L249 15L250 16L249 18H247V16L245 18ZM259 16H260V14H259ZM133 18H134V15H133ZM172 19L174 20L173 22H171ZM228 19H229V17H228ZM37 20L39 21V19H37ZM60 20L61 19H59L58 21L60 22ZM247 20H250V21H247ZM164 21H166V19ZM202 21H204V20H202ZM252 22H253L252 24H254V21H252ZM39 23H41V22H39ZM129 24H131V23H129ZM212 25L214 26V24H212ZM131 26H129V28ZM252 26H254V25H252ZM146 28L147 27H145V29L144 28L143 29L146 30ZM132 29H133V27L131 28V30ZM143 29H142V31H143ZM238 29H240V30L238 31ZM250 29H252V28L250 27ZM74 30H71V32ZM115 30H116V28L112 31H115ZM136 30H137V28H136ZM212 31H214V30H212ZM127 32H129V31H127ZM154 32L156 33V31H154ZM200 32H199V34H200ZM100 33L103 35H101ZM209 33H210V31H209ZM230 33H232V34H230ZM57 34H58V32H57ZM201 34H200V36H201ZM71 35H73V36H71ZM202 36H204V35H202ZM150 37H151V35H150ZM212 37H211V39H212ZM130 38H131V36H130ZM188 38H187V42L189 43ZM113 39L111 40L112 42H113ZM176 39L178 41H176ZM185 41H186V39H185ZM196 41H198V40H196ZM209 41H211V40H209ZM182 43L185 44L186 42L183 41ZM238 43H240V42H238ZM117 44H118V42H117ZM262 44H263V42H262ZM81 46H84V48H85L83 50L84 51L83 53L85 55L82 56V54H81L82 57L81 56L78 57L77 53L79 52V50H77V49H79ZM174 46H175V43H174ZM192 46H193V44H192ZM250 46L252 47V45H250ZM106 47H104V48H106ZM179 47H181V46H179ZM173 48H170V49H173ZM179 49L180 48H178V50ZM182 49L184 50L183 47H182ZM176 50L174 49L175 53H176ZM178 50H177L178 54H182L183 52H185L182 50L183 52L181 53ZM127 52H126V54H127ZM156 58H157V60H159V63L156 62L157 61ZM148 60H151L152 63H151V61H150L151 64L147 63V62H149ZM249 60H247V61H249ZM221 62H223V65H221ZM229 62L230 63L233 62V64L237 63V65L235 64L236 65L235 67L237 69H235V68L233 69V67H231V65H229L230 64ZM256 66L258 68H256ZM241 68H244V71H242V72L245 73L247 76H241L240 75L241 73H239L238 69L241 70ZM106 69H107V71H105ZM172 74H173L174 82H171L173 80L168 81V78ZM156 75H158V76H156ZM183 78L186 79V81L184 80L185 83L182 82ZM248 78H250V77H248ZM169 80H170V78H169ZM246 80H247V78H246ZM250 80L252 82H249ZM173 85L174 86L178 85V86H177V88H175V87H173ZM147 86H150V87L148 89H146ZM262 94H264V92ZM174 96L176 98H178V100L181 99V101H179L177 104L175 102V104H176L175 109H173L174 104L172 105V103H171V102H173V100L174 101L176 100V99H172V97L174 98ZM255 98L257 99V101ZM255 102H256V104L258 103L257 107L259 105L260 108H256V106H254ZM261 102H262V100H261ZM262 103L264 104V101ZM170 105H172V106H170ZM25 116H29L31 121L29 120V118H28L29 121H27V118H25ZM250 118H252V117H250ZM87 122H90L92 124H90V126L88 127V126H86L87 124L85 125V123H87ZM255 124H256V122H255ZM55 125H57L56 128H55ZM82 125H84V126H82ZM91 125H96V126L94 129H91V128H93V126H91ZM257 125H260V124L257 123ZM63 126H62V128H63ZM54 128L56 131H54ZM80 128H79V130H80ZM64 129L62 130L63 132H64ZM85 130H82L81 134H83V132ZM52 132H53V134H51ZM70 132L71 131H69V133ZM259 132H258V134H259ZM45 133H47L46 137H44ZM65 133H68V131H66ZM74 133L77 136V134H79L80 131H79V133H77V132H74ZM16 134H18V133L14 132L11 135V137L14 135L17 136ZM61 134H63V133H61ZM71 134H72V132L69 135H71ZM27 135L28 134H26V136H24V137H27ZM55 135L56 134H54V136ZM58 135L55 136V139ZM32 136H29V137L32 138ZM50 136L45 140H48L49 138L51 140L52 138ZM78 136H80V134ZM202 137H204V138H202ZM17 138H18V136H17ZM70 138H71L70 140H72L74 137L70 136ZM248 138H250V139L244 143V141ZM8 139L5 138V140H8ZM38 139H39V141H38ZM55 139L53 137L52 140H55ZM83 139H85V138H83ZM10 140H11V138H10ZM14 140H15V138H14ZM45 140H43V141L45 142ZM85 140H87V139H85ZM111 140H113V141L111 142ZM106 141H108V140H106ZM7 142L10 143V141H7ZM7 142H5V145ZM15 142H16V140H15ZM15 142L8 144L7 146H5V145L2 146V148L0 150V156H1L3 161L6 157L7 158L9 157L7 155H10V152L13 149L12 147H14L16 145ZM17 142L20 143L19 140ZM21 142H22V140H21ZM31 142H34V141H31ZM199 142L201 143L202 141H199ZM40 143L43 144V142H40ZM84 143L81 146H84V145L86 146V143L85 144ZM90 143H91V141L88 144H90ZM101 143H100V145H101ZM135 143H133V144H135ZM42 144H40V145H42ZM138 144L139 143L135 144L136 146L133 145V147H135V150H136ZM92 145H94V143ZM108 145H109V143H108ZM30 146L31 145H29V147ZM162 146H163L164 152L166 151L165 149H167V148L171 149L170 147H164V145H162ZM194 146H196V145L194 144ZM27 147L28 146H26V148ZM62 147H63V150L61 152V155L65 154L64 153L65 148H64V146H62ZM193 147H192V150H193ZM26 148H25V151L23 150L24 153L26 152ZM40 148H42V147L34 145V147H32L30 149V152L28 155L34 154V156H35V153L37 151H39ZM78 148H80V147L78 146L77 150H78ZM81 148L79 150L81 151V153H83L84 149L81 150ZM14 149H15V147H14ZM22 149H24V148H21L20 150H22ZM198 149H199V147H198ZM257 149H258V154L264 155V143H262V146L257 147ZM124 150H122V151H124ZM128 150H127V152H128ZM130 150H132V147ZM135 150L134 151L132 150L133 151L132 153H134ZM80 151L76 152L77 156L80 153ZM100 151H102V149ZM138 151H137V153H138ZM17 152L20 153L18 150H17ZM23 152H21V154H23ZM81 153L79 155H81ZM103 153H102V155H104ZM124 153H126V151ZM217 153L219 154V152H217ZM15 154H17V153H15ZM98 154H101V153H98ZM117 154L119 155V153H117ZM159 154L160 153H158V156H159ZM162 154H164V153H162ZM183 154L184 153H182L181 155L183 156ZM185 154H188V152ZM185 154L183 157L188 156V155L185 156ZM28 155H27V157H30ZM89 155L90 154H88V156ZM135 155H136V153H135ZM181 155H180V157H181ZM163 156H165V155H162V157ZM166 156H165V158H167ZM18 157H16V159ZM22 157H24V155ZM144 157H145L144 160H146V156H144ZM220 157H221V155H220ZM260 157H262V156H260ZM42 158H43V156H42ZM71 158L72 157H70V159ZM102 158H103V156H102ZM107 158H109V157H107ZM154 158H155V156L153 155V158H151V160H153ZM159 158H160V160L162 159L161 156H159L158 159ZM199 158H201V157H199ZM26 159H28V158H26ZM65 159H66V156H65ZM84 159H86V158H84ZM158 159H157V161H160ZM86 160H88V159H86ZM86 160H85V162H86ZM102 160H104V158ZM105 160L108 161V159H105ZM111 160H113V156H112ZM114 160H115V158H114ZM118 160H119V158H118ZM118 160H116V161H118ZM0 161H1V159H0ZM85 162H81V165H83V163H85ZM250 162H248V164H250ZM63 163L61 164V167H63V169H65V167H67V165L69 166L72 164V163H69V164H63ZM90 163H91V161H90ZM104 163H105V161H104ZM108 163H109V161H108ZM163 163H161L160 165H162ZM207 163H205V164H207ZM95 164H93V165H95ZM102 164H101V166H102ZM188 164L187 165L183 164L186 166L181 167V168H184L183 169L184 173L186 170L192 171L191 173H193V172L196 173L198 171V173H196V174L199 176L200 172H203V171H201V169H203V167H204V169L208 168L205 166V164L203 167H200L202 165H199V167H197V168H194L197 165H194V167H193L192 165L189 166L190 164L189 165ZM191 164H192V162H191ZM75 165L79 166V168L78 167L77 168L80 169V161L79 160L75 162ZM85 165H87V162ZM85 165L83 166V168L81 167L80 170H78V171L76 170L75 175H74L76 178H78L81 175L83 177L84 174L85 175L86 174H88V175L92 174L91 173L92 170H90L89 168L93 169L92 168L93 166L91 165L92 167L91 166L87 167ZM149 165H151V164H149ZM155 165L157 166L156 163H155ZM251 165H252V167L254 166L253 163ZM174 166H176V165H174ZM61 167H60V169H61ZM104 167L106 170L107 166L104 165ZM143 168H145V167H143ZM146 168H147V166H146ZM152 168L150 171L153 172ZM199 168H200V170H199ZM215 168H214V170H216ZM219 168H222V167H219ZM135 169H134V171H135ZM137 169H139V168H137ZM141 169H142V167H141ZM210 170H208L209 173H207V175H209V176H210ZM221 170H224V169H221ZM142 171H140V172H142ZM175 171L177 172L178 170H175ZM190 171L188 172V174H190ZM217 171H218V167H217ZM250 171H254V170L251 169ZM255 171H257V168L255 169ZM64 172L66 173L67 169ZM89 172H90V174H89ZM183 172H182V174H184ZM76 173L78 174L77 176H76ZM145 173H146V170H145ZM178 173H179V171H178ZM247 174H250V173H247ZM21 175L19 177L20 180L22 177ZM212 175H213V173H212ZM74 176H72L73 180H74ZM181 176H183V175H181ZM184 176H185V174H184ZM209 176H207V177L209 178ZM72 177H71V179H72ZM193 177H194V175L192 176V178ZM80 180H82V179H80ZM18 181L17 182L14 181L15 184H17ZM59 181H60V179H59ZM67 181L69 182V180H67ZM72 181L70 180L69 183L71 184ZM22 182H23V179L16 186L13 183L12 185L14 186V188H12V186H9V187H11L10 189H8L9 187L7 184L8 188H5L7 190H4L0 187V206L2 208H5V209H3L4 211L0 212V264H47V263L48 264H73L74 261L72 263L71 260L73 259V255L75 257V254L73 253V255L71 256L72 258H70L69 252L74 251V249L71 248L72 245L74 244V242H72V244H65L62 241V240H64V238L62 240H60L61 238L58 239L57 236L56 237L52 236L51 238H49V234L52 235V233L49 232V230H47L46 228H43L44 227L43 225H42L43 227L40 229V225H41L40 223L41 222L37 224V223H35L36 220H35V222L33 221L37 217L35 215L36 206L30 205V203L28 202L29 198L26 197V194H24V192L21 193L22 192L21 190H20L21 192H18L16 194L14 193V191H10V190L17 188L19 185L22 184ZM78 182H79V180H78ZM203 183H204V181L202 182V184ZM205 183H206V180H205ZM253 183H254V185H251L250 187H252V190L254 192L257 189V187H256V189L254 190L255 186H257V185H255V181L254 182L252 181L251 184H253ZM1 184H0V186L3 185V184L2 185ZM5 185H6V183H5ZM9 185H11V184H9ZM160 185H161V183H160ZM165 185H170V184L165 183ZM177 186H179V185H176V188H177ZM187 186H188V184H187ZM253 186H254V188H253ZM162 187H164V186H162ZM165 187H167V186H165ZM179 187L182 188V186H179ZM212 187L213 186L210 185V186H206L205 188L210 189ZM250 187H248V188H250ZM209 189H207V190L209 191ZM214 189H215V187H214ZM65 190H66V188H65ZM150 190H151V188L146 189V191L144 190L145 192L144 191L143 192L145 194L141 199L149 198V200L147 199L148 200L147 204L149 205L148 207H151V210H152L153 206L158 204L160 201L165 200L167 197H171V198L174 197V195L170 196V195H172L171 194L172 189H171V191L169 190V192H171V193L162 192L163 190L162 191L159 190L158 191L159 195H157V196L155 193H154L155 196H153L152 195L153 193L151 194ZM165 191H168V190H165ZM151 192H153V191H151ZM215 193H213V195ZM234 194L236 195V192ZM216 196H217V193H216ZM137 197H135V198H137ZM175 197H176V195H175ZM211 197L212 198H209V196H208L209 199H206V200H208L207 203L209 205H213L214 201H215L213 199L214 196L211 195ZM224 197H223V199H224ZM17 198L20 199L19 202H17L18 201ZM215 199H216V197H215ZM226 199H229V198H226ZM232 199H233V197H232ZM167 200H172V199L167 198ZM135 201L137 203L138 199H136ZM139 201L141 202L140 199H139ZM216 201H217V199H216ZM21 202H25V206L27 208L25 214L24 213L22 214L23 217L26 219L31 218L30 220H32L34 218L32 220V222H34L36 225H39V227H38L39 229L35 228L36 230L37 229L38 230L34 231V234H31V233L28 234L26 232L27 233L26 235H31V236H29V237L24 236L23 240L18 242L17 240H18V238L20 239V237L17 238V235H20V234L19 233L16 234L15 232L11 231L9 229L10 226L7 227V225L12 222V216L10 215V212H12V207H14V206L18 207ZM231 203H233V202H231ZM31 204H32V202H31ZM161 204H163V203L161 202ZM56 205H59V204L56 203ZM215 205L216 204H214V207H215ZM61 206L62 205H59V207L62 209ZM145 207H147V205ZM261 208H263V207H261ZM52 213H53V211H52ZM43 214H44V212H43ZM53 214H55V213H53ZM34 215H35V217H34ZM40 215H41V213L38 215V218H40ZM17 216H16V218H18ZM57 216H59V215H57ZM16 218H13V219H16ZM44 218L42 221H44ZM68 219L65 221L66 223H67ZM14 222H15V220H14ZM26 222H29V224H30V221L26 220ZM47 222H49V221H47ZM47 222L45 223V227H46V224H48ZM54 223H55V221H54ZM32 225L30 224V226L33 227V229H34V227H37L35 225H33V226ZM51 229H50V231H51ZM59 233H61V231ZM66 238H67V236H66ZM104 238H105V236H104ZM203 240L201 238L202 243H204ZM106 241H108V240H106ZM192 243H195V242L192 241ZM78 244H80V243H78ZM106 244L109 246L108 243H106ZM59 246H64V249L59 250V248H61ZM77 246H75V247H77ZM98 247L99 246H97V248ZM102 247H104V248H102ZM105 247H106V245L103 246L102 242H101V248L102 249L101 248H99V249L103 250V251L102 252L99 251V252L105 253L104 252V251H106ZM192 247H195V246H192ZM197 247H198V245H197ZM218 247L219 246H217V248ZM164 248H165V246H164ZM166 248H168V247H166ZM217 248H216V250H218ZM219 249H220V247H219ZM79 250H80V248H79ZM170 250L172 251V249H170ZM107 251H108V249H107ZM132 251L135 252L134 249ZM132 251L127 252V253L130 252L128 254V256L131 254ZM74 252L78 253V251H76V250ZM163 252H164V250H163ZM195 252H198V251H195ZM218 252L220 254L222 251L218 250ZM44 253L45 254L47 253V255H49V256H45ZM81 253H82V251H81ZM171 253L175 254L176 251H173ZM171 253H169V252H165V254L160 253V257L163 254V256H166L165 257L166 259L164 261L167 262V259H168L169 260L168 263H170V261L173 260V259H171L173 257V256H171ZM79 254H80V252H79ZM95 254H94V256H92L93 258H96ZM118 254L120 256V253H118ZM197 254L198 253H196V255ZM103 255H102V257H104V258H102V259H105V258L108 259V257H105L107 255H104V256ZM153 255H155V254H153ZM59 256L62 257V260L58 259ZM132 256H134V255H132ZM135 256H136V253H135ZM156 256H155V258H156ZM158 256L156 258L157 260L160 259ZM206 256H208V255H205L204 258H206ZM212 256H214V255H212ZM61 257H59V258H61ZM117 257H118V255H117ZM117 257H116V259L114 258L115 261L116 260L118 261V259L121 260L120 257L118 259H117ZM130 257L131 256H129V258ZM67 258L71 259L70 262H67ZM75 258H77V257H75ZM134 258H137V257H134ZM162 258H164V257H162ZM197 258L196 259L198 261L196 259H194V260H196L195 263L197 262V264H200V263L202 264V262L203 263L205 262V261L200 262L201 259H199V257H197ZM102 259H100V260H102ZM177 259H174V260L177 261ZM181 259L178 261L180 262ZM215 259H216V257H215ZM215 259H212V260L215 261ZM79 260L75 259V261L77 263ZM100 260H99V263L97 261L96 262L98 264H104V262H103L104 260L102 262H100ZM129 260L131 261L132 258ZM112 261H113V259H112ZM121 261H122V263H121ZM121 261H118L117 264H119V262L121 264H128L127 260H125V261L121 260ZM178 261H177V263H178ZM187 261H188V259H187ZM220 261L223 262L222 258ZM220 261L216 262V264L217 263L221 264L222 262H220ZM76 262H75V264H77ZM93 262H92V264H93ZM172 263H175V262H172ZM185 263H188V262L185 261ZM105 264H107V262ZM110 264H112V262ZM129 264H132V263L129 262ZM179 264H181V263H179ZM213 264H215V263H213ZM262 264H264V262Z\"/></svg>","mask_w":264,"mask_h":264}]
</instances>
